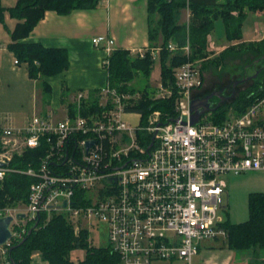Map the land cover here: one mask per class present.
Segmentation results:
<instances>
[{
  "label": "built area",
  "instance_id": "built-area-1",
  "mask_svg": "<svg viewBox=\"0 0 264 264\" xmlns=\"http://www.w3.org/2000/svg\"><path fill=\"white\" fill-rule=\"evenodd\" d=\"M187 10L190 17L189 5ZM92 42L108 51L102 61L108 73L115 38L97 35ZM168 48L181 49L187 56L174 71L178 95L176 116L170 121L164 122L156 110L143 124V114L135 110L142 92L120 91L108 79L98 92L100 108L88 115L82 113L87 97L80 91L74 115L67 108L60 120L35 113L24 126L0 123V180L11 173L33 179L22 205L0 206V218L13 217L11 237L0 244V264H12L9 248L25 237L28 224L42 213L49 219L64 212L76 233L93 221L104 222L108 244L124 264L174 258L193 264L202 241L228 237L219 215L228 187L224 176L264 170V96L223 122L202 115L193 123L191 102L205 83L204 72L192 59L189 39L184 46L170 41ZM138 52L144 56L146 50ZM172 94L161 81L155 97ZM140 131L151 135L148 144L137 143ZM127 137L132 139L129 144ZM89 141L93 144L88 147ZM43 142L45 153L37 165H10ZM77 190L88 193L83 198L87 204H76Z\"/></svg>",
  "mask_w": 264,
  "mask_h": 264
},
{
  "label": "trees",
  "instance_id": "trees-1",
  "mask_svg": "<svg viewBox=\"0 0 264 264\" xmlns=\"http://www.w3.org/2000/svg\"><path fill=\"white\" fill-rule=\"evenodd\" d=\"M99 0H17V3L7 8L12 17L18 22L11 32L12 41L8 45L14 51L19 62H26L29 74L33 78L46 75H55L66 70L69 66V52L62 47H45L41 43L23 41L32 32L33 28L44 17L46 11L55 10L60 14H68L75 9L94 8ZM190 7L191 17L189 23L183 22V10ZM223 9L215 12L213 7L219 6L217 0H147L149 19V38L155 46H160L161 80L164 85L173 89L169 98H156L147 88L131 86L140 74L149 77L155 59L148 51L144 56H132L124 48H115L110 56L108 70L109 83L120 91L142 92V98L135 106L140 111L142 123L146 124L150 114L156 110L162 113L164 122L176 116L175 100L177 87L174 71L187 60L183 50L172 51L168 48L170 41L184 46L188 39L191 46H195L197 53L192 54V59L205 58L208 34L214 27V18L221 15L227 24V33L230 40L241 39V26L245 18V11L264 12V0H229L221 4ZM238 11V16L232 13ZM6 8L0 0V20L4 19ZM240 47H247L256 60L264 62V39L259 42L239 43ZM237 46V45H236ZM235 46L230 45L221 52L224 58ZM250 48V49H248ZM38 62V63H37ZM203 67H206L204 64ZM259 74L254 77V85L245 92L240 93L231 104H224L209 115L215 122H223L231 115H240L255 102L264 96V64L258 68ZM45 88L50 90V85L44 82ZM98 95V94H97ZM99 97L83 101L82 113L88 115L98 106ZM69 112L74 115L75 104H69ZM230 114V115H229ZM143 143H149L151 135H139ZM46 146L27 150L22 157H15L11 162L12 167L26 168L32 162L38 164L40 156L45 153ZM32 177L19 173L8 174L0 180V206L16 205L19 201L25 202L32 183ZM77 199L80 203H88V193L77 190ZM80 199V200H79ZM249 216L242 222L234 223L229 220L223 222L228 231L227 243L229 247L242 252H250L249 264H264V192H251L249 195ZM31 232L29 233V231ZM89 229L82 227L76 233L75 225L64 212L53 213L48 219L47 214L39 215L37 222L28 224V231L22 240L14 242L9 248L8 256L12 264H31V256L38 251L50 264H75L72 252L85 249L86 255L78 264H119V255L110 245L98 247L89 240Z\"/></svg>",
  "mask_w": 264,
  "mask_h": 264
},
{
  "label": "crops",
  "instance_id": "crops-1",
  "mask_svg": "<svg viewBox=\"0 0 264 264\" xmlns=\"http://www.w3.org/2000/svg\"><path fill=\"white\" fill-rule=\"evenodd\" d=\"M217 1L219 6L213 7L215 12L221 11L223 9L221 4L229 0ZM1 3L6 11L4 19L0 20V123L24 126L35 113L48 114L60 120L66 115L69 104H74L78 92H84L86 100L98 98L99 90L108 81V73L102 62L108 51L104 45L97 47L93 44L92 38L97 35L115 38L114 47L127 49L132 56H140L138 50L144 49L146 52H151L155 62L160 60L161 50H155L160 46H155L149 38L147 0H99L94 8L75 9L68 14H60L55 10L46 11L44 17L23 41L41 43L45 47L66 48L69 52V66L58 74L33 78L29 74L28 64L21 61L16 63L18 57L8 46L12 41L11 32L18 19L12 17L7 8L14 6L17 0H1ZM232 14L238 16V11L234 10ZM248 18L253 19L249 30L245 25ZM182 21L186 23L190 21L187 19V8L183 10ZM263 39L264 12L262 11H245L241 39H229L227 24L221 15L214 18V27L208 34V41L217 44L215 47L220 52L230 45L259 42ZM151 74L149 77L140 74L130 85L147 88L150 94L156 95L158 87L154 89L151 85ZM144 79H147L146 83ZM44 82L50 85V90L45 88ZM201 89L196 92H200ZM248 173L255 178L248 187V196L251 192H264V170ZM228 189L229 186L226 192L229 202ZM84 257H78L79 261ZM72 258L74 259V256ZM250 260V252L237 251L229 247L226 238L219 237L202 241L192 262L193 264H249ZM31 264H50V262L36 251L31 256ZM154 264L185 263L174 258L156 260Z\"/></svg>",
  "mask_w": 264,
  "mask_h": 264
},
{
  "label": "rangeland",
  "instance_id": "rangeland-1",
  "mask_svg": "<svg viewBox=\"0 0 264 264\" xmlns=\"http://www.w3.org/2000/svg\"><path fill=\"white\" fill-rule=\"evenodd\" d=\"M191 17V15H190ZM187 10V19H190ZM186 19V16H185ZM251 24L253 23V19H247L245 25L246 29L249 30ZM217 45V44H215ZM215 45L208 41L207 47H205L204 52L207 53L205 58H197L195 61H198L202 67L204 72V79L205 84L201 87V91L205 90H212L216 87L226 86V93L232 94L233 92V85L237 80L245 78L247 76L253 75L256 73L257 70L260 68L264 62H259V59L256 60L257 67L250 62L255 59L254 55L247 51V47H240V45L235 46L232 51L225 55L224 58L220 59L222 56L219 49L215 47ZM213 46V47H212ZM250 49V48H248ZM197 49L195 46H191V53H197ZM206 67H203V65ZM160 69L161 64L160 61L157 60L154 64V68L152 70L151 78L152 81L151 85L154 89H156L161 82L160 77ZM260 72V71H259ZM259 74V73H258ZM253 78L240 82L236 85V94L233 97H227L229 99L224 100V104H232L234 99L242 92L248 91L253 85ZM144 82H147V79H144ZM150 85V86H151ZM138 87V86H137ZM200 91V92H201ZM157 94V93H156ZM47 97V96H46ZM59 110V109H57ZM153 113V112H152ZM151 113V114H152ZM63 114V112H62ZM210 114V113H209ZM205 115L203 119L213 120L210 115ZM230 115V114H229ZM135 121V120H133ZM132 121V122H133ZM142 134L140 131L138 134ZM143 135V134H142ZM141 140L138 138L137 143L139 144ZM132 142L131 137H127L126 143L129 144ZM119 148L121 146H118ZM224 178L226 179L229 189V202L227 201V193L225 194V208H222L219 211V215L222 217L223 220H229L233 222H240L245 221L248 218L249 213V196H248V187L253 182L252 176L247 172L239 175H225ZM24 202L19 201L17 204L22 205ZM16 204V205H17ZM90 233H89V240L98 247H103L108 245V235H107V226L104 222L93 221L91 224H88ZM86 254L85 249H77L74 250L72 256H74L75 264L79 263L78 257H83ZM119 264H124L122 261Z\"/></svg>",
  "mask_w": 264,
  "mask_h": 264
},
{
  "label": "water",
  "instance_id": "water-1",
  "mask_svg": "<svg viewBox=\"0 0 264 264\" xmlns=\"http://www.w3.org/2000/svg\"><path fill=\"white\" fill-rule=\"evenodd\" d=\"M260 70H257L255 74L253 75H250V76H247L245 78H242L240 80H237L234 85H233V92L231 94L230 97H233L235 94H236V85L240 82H243L245 80H248V79H251V78H254L258 75ZM215 94V93H214ZM214 94H210L207 98H204L203 100L205 99H208L210 98L211 96H213ZM217 95H219V93H217ZM226 100V98H222L221 97V101H224ZM202 105L198 103V101L196 99H193L192 102H191V109L193 111V115H192V122L193 123H196L199 118L205 114V112L207 110H204V111H199L198 108L201 107ZM217 108V107H216ZM216 108H213L211 109V111H214ZM154 140H155V134L153 135V138H152V142L150 143V145L148 146V150L153 146L154 144ZM93 144V141H89L88 142V147ZM0 165H3L2 162H0ZM66 204V202H65ZM19 216H24V214H19ZM13 220V217L12 216H6V217H2L0 218V244H4L6 243V241L8 240V238L11 237V230H10V223L11 221ZM31 232V230L29 231V233ZM24 240H22L23 242Z\"/></svg>",
  "mask_w": 264,
  "mask_h": 264
},
{
  "label": "flooded vegetation",
  "instance_id": "flooded-vegetation-1",
  "mask_svg": "<svg viewBox=\"0 0 264 264\" xmlns=\"http://www.w3.org/2000/svg\"><path fill=\"white\" fill-rule=\"evenodd\" d=\"M217 93H219V95H217ZM210 94H214V95L208 99L203 100L204 98H207ZM229 96H230V94L226 93V86H222V87H216L212 90L201 91L198 93L195 91L193 99H196L198 101V103L202 105L201 107L198 108L199 111L207 110L204 114V115H206V114L213 112V111H211V109L217 107L215 109V110H217L221 106L224 105L225 102L221 101V97L229 99V98H227Z\"/></svg>",
  "mask_w": 264,
  "mask_h": 264
}]
</instances>
